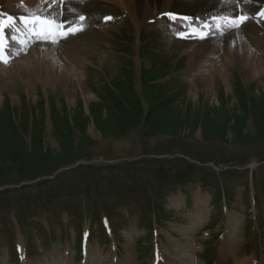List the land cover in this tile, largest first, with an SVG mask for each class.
<instances>
[{"label":"rangeland","instance_id":"rangeland-1","mask_svg":"<svg viewBox=\"0 0 264 264\" xmlns=\"http://www.w3.org/2000/svg\"><path fill=\"white\" fill-rule=\"evenodd\" d=\"M74 1L64 15L85 14L82 31L0 61V264L22 262L12 251L22 237L28 264H152L155 248L154 264L195 253L190 264H264V62L260 75L235 57L243 45L264 56V26L199 46L189 67L196 38H175L155 17L136 26L128 14L139 22L144 4ZM42 2L0 0V13L15 25ZM227 19L199 17L208 28L193 32L218 35ZM224 63L225 80L214 71Z\"/></svg>","mask_w":264,"mask_h":264},{"label":"bare ground","instance_id":"bare-ground-1","mask_svg":"<svg viewBox=\"0 0 264 264\" xmlns=\"http://www.w3.org/2000/svg\"><path fill=\"white\" fill-rule=\"evenodd\" d=\"M27 1H30V0H27ZM47 1H49V0H43V2L40 3L38 6L39 7L38 11L41 13V15L42 14L47 15L50 12L53 15H55L57 12L60 11V8L63 7V15L62 16L58 15L56 18L59 20L66 21V16L64 15V14H66L65 11L68 9L72 10V6H71L70 2H64V0H63L60 3L57 0L55 3H53V1H52V2H48V4H46ZM31 2H32V0H31ZM137 2L144 4V7H143L144 10H143V13L141 15V20H139V22H138L137 17L134 15V13L132 14V12H130V14H128L136 26H140V21L145 22L147 20H150L152 17H158L157 18L158 23L161 22L160 25L165 26V23L168 22L169 17L166 18L162 14L166 13V12H171L172 9H175L176 7L183 10V14L185 16L192 17V20L189 22V24L188 23H182L183 21H181V20L184 19V16H182V15H179L177 17V19H175V18L172 19L173 21H175V23H174L175 24L174 25L175 31H173V32H176L177 34H178V32L179 33H184V32L191 33L193 31H197L200 28H203L204 29L203 31L207 30L208 27L206 28V23L204 21H202V20L200 22L195 21V20H198L199 17L202 18L203 16L204 17L205 16H217L220 18L221 17L229 18V19H227V20H229V22L226 21V22H221L219 24V27L216 29V30H218V31H216V33L218 34L217 38H212V36L215 35V33H213V34L210 33V34L205 35L206 37L203 41L198 40V42H195L196 45L198 44V46L194 49L195 52L193 53V55L190 56L189 67H194V66H198V65L200 66V60L202 58L201 55L204 51L206 52L207 50H210L212 48L211 43H218L219 39H221V38L224 39V41H225V39H226V41H229L230 38H232L231 37L232 35H235L236 37H238L239 35H244L245 33H248L249 31L253 34H259L260 32H262V27L264 26V0H247V3H245L244 0H137L135 9H137ZM160 2H161V5L158 6V4ZM25 3H26V0H25ZM161 7H163V9L158 11V9ZM104 10H107V9H104ZM106 14L109 15V13H105L104 15H106ZM238 17H246V18H244L242 20L237 19L236 25L233 26V24L231 23V18H238ZM239 20L242 21L240 26H238ZM110 21H112V22H110ZM110 21H105L103 23L104 26L113 25L115 22L113 19H111ZM197 24H200V25L197 26ZM110 27L111 26H109V28ZM228 36H229V38H228ZM201 39H203V38H201ZM40 44L41 45H37V48H38L37 51L39 53H42L41 49H43V52H45L46 47L50 48L52 46V45L46 46L45 43L44 44L40 43ZM182 44H183V46H188L185 43H182ZM258 44H260V41ZM190 46H194V45L190 44L188 47H185L184 49L186 50V52L188 50H190V48H191ZM199 46H203L204 51H200V49L198 48ZM258 46H256V47H258ZM259 48H262V45H260ZM261 52L258 53L260 56L259 55L256 56V55H254V54H256L255 52L253 54L250 49L248 50L243 45V46L238 48V50L235 53V57H237V59L240 58V60H242V62L243 61L249 62L250 67H251L250 70L252 69V72L255 74H260L261 72L258 71L260 61H261V63L264 62V59H263L264 56H261V54H262ZM209 53H211V51ZM36 57H38V56H36ZM193 63H194V66H193ZM257 65H258V67H256ZM37 68L40 69L39 66ZM197 68L198 67H196V70H197ZM245 69H246V66H245ZM203 70L204 69L200 68L198 70V72L201 73V72H203ZM227 70H228V64L224 63L221 66H219L218 69L216 68L214 71H215V74L218 73L225 80ZM260 70H262L261 66H260ZM39 71H40L39 75L42 76L43 74H45L46 78H48V77H49L48 79L51 78L49 73H44L42 71V69ZM60 75H62V74H60ZM55 79L58 81L62 80V78L60 79V77L59 78L55 77ZM77 81H79V80H77ZM174 206H175V208L181 207V205L178 202H175ZM199 212H200L199 210L196 211V213H198V214H199ZM237 226L238 225H236V222H234V221L229 223V225H228V227H232L229 234L231 236L233 235V237H234V235H236V233H238V227ZM227 232H229V231H227ZM183 259L185 261L187 260L185 263L188 264L191 262V255H188V256L185 255V256H183ZM243 263L246 264L247 262L244 261V262H242V264Z\"/></svg>","mask_w":264,"mask_h":264},{"label":"snow or ice","instance_id":"snow-or-ice-1","mask_svg":"<svg viewBox=\"0 0 264 264\" xmlns=\"http://www.w3.org/2000/svg\"><path fill=\"white\" fill-rule=\"evenodd\" d=\"M55 2V0H53ZM247 3V0H244ZM3 13H0V40L7 39L3 33L5 32V19L3 18ZM63 15V7L60 8V11L53 15L51 12L47 15H41L39 11L37 12H27L24 16L19 18V23H22L28 33L31 36H34L36 39H51L53 43L57 42L60 37H66L68 34H75L76 31H82V27H76L70 25L65 28L64 25L69 23L64 20H57V16ZM246 17L231 18V23L233 26L236 25L237 19H244ZM80 20L85 19L84 16H79ZM106 21L111 20L112 17H105ZM14 21V18L9 16L7 17V22H9V29L12 31H18V28H11V24ZM17 38L18 37H14ZM0 60L7 63V58L5 57L4 45L0 43Z\"/></svg>","mask_w":264,"mask_h":264}]
</instances>
